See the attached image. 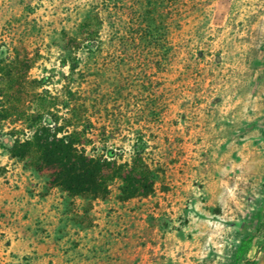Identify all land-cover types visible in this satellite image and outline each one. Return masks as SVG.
Masks as SVG:
<instances>
[{"label":"rangeland","instance_id":"obj_1","mask_svg":"<svg viewBox=\"0 0 264 264\" xmlns=\"http://www.w3.org/2000/svg\"><path fill=\"white\" fill-rule=\"evenodd\" d=\"M0 115V264H264V0H0ZM52 116L152 193L68 204L6 150Z\"/></svg>","mask_w":264,"mask_h":264},{"label":"trees","instance_id":"obj_2","mask_svg":"<svg viewBox=\"0 0 264 264\" xmlns=\"http://www.w3.org/2000/svg\"><path fill=\"white\" fill-rule=\"evenodd\" d=\"M57 122V117L52 116L47 125L35 124L30 135L24 138L9 132L12 138L6 147L7 154L23 166L44 171L47 186L63 193L68 204L77 197L104 201L114 181L118 182L116 198L119 201L152 193L153 173L140 158L130 163H115L103 156L87 155L77 146L81 144L77 138L80 133L73 130L58 135L65 126Z\"/></svg>","mask_w":264,"mask_h":264},{"label":"crops","instance_id":"obj_3","mask_svg":"<svg viewBox=\"0 0 264 264\" xmlns=\"http://www.w3.org/2000/svg\"><path fill=\"white\" fill-rule=\"evenodd\" d=\"M41 250V253H46L47 258H50L55 264H70L69 261L66 260V255H64V251H59L54 247V244H45L42 246H38Z\"/></svg>","mask_w":264,"mask_h":264}]
</instances>
